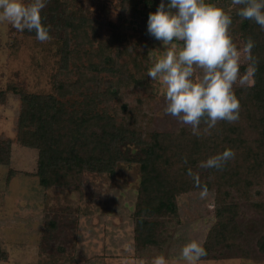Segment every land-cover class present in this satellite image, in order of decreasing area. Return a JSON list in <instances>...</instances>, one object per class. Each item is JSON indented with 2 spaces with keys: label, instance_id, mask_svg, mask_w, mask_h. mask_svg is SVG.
<instances>
[{
  "label": "trees",
  "instance_id": "trees-1",
  "mask_svg": "<svg viewBox=\"0 0 264 264\" xmlns=\"http://www.w3.org/2000/svg\"><path fill=\"white\" fill-rule=\"evenodd\" d=\"M132 1L123 0L118 21L105 24L112 40L103 47L92 45L89 33L99 21L67 9L56 10L58 0L46 4L44 18L50 11L51 23L59 27L60 78L56 94L18 88L16 141L37 150L34 173L45 188H78L85 172L113 176L121 163L137 164L140 181L133 215L135 239L141 245L157 242L158 218L176 213L179 194L201 189L188 175L191 169L200 186L215 191L217 205L216 221L203 243L206 255L201 258H214L218 252L243 257L246 248L239 240L237 218L244 211L233 195L264 216V29L241 18L237 14L241 5L234 0L221 4L228 7L230 2L227 12L233 18L232 37L240 34L244 46L251 41L248 54L256 60L252 83L234 86L240 103L236 121L221 120L205 131L202 120L196 133L191 127L146 135L135 115L128 113L127 102L121 104L123 118L109 104L125 89L149 86L147 32L143 27L159 0H138L137 5ZM128 12L129 20L125 18ZM135 23L143 27L139 30ZM136 35L140 41H134ZM226 148L235 155L222 169L198 170L209 156ZM10 150L11 139L0 140V164H9ZM257 244L264 254V234Z\"/></svg>",
  "mask_w": 264,
  "mask_h": 264
},
{
  "label": "rangeland",
  "instance_id": "rangeland-1",
  "mask_svg": "<svg viewBox=\"0 0 264 264\" xmlns=\"http://www.w3.org/2000/svg\"><path fill=\"white\" fill-rule=\"evenodd\" d=\"M137 1L132 2L137 5ZM225 1L214 0L220 6H225ZM50 2L52 0L47 1ZM58 2L56 10L67 9L99 21L94 29H89L94 39L92 45L103 47L112 40L105 24L118 21L123 0ZM224 6L226 11L231 9L230 2H227L228 7ZM46 11L47 5L43 12ZM51 15L48 11L45 17L51 38L44 42L36 39L35 32L17 31L10 23L0 22V140L11 139L10 162L0 164V264H154L159 256L165 257L168 264H188L180 256L181 249L192 239L204 243L216 221L214 190H208L204 198L200 197L201 189L179 194L176 213L158 218L157 242L141 245L135 239L133 215L140 181L137 164L121 163L113 176L85 172L78 188H45L34 173L37 150L16 141L18 88L56 94L60 78L57 51L60 39L59 27H55L58 23H51ZM126 16L128 20L132 18L129 12ZM141 20L142 15L138 22ZM147 21L142 27L147 32L150 68L169 47L179 50L182 42L174 39L164 46L148 33ZM134 26L142 28L136 23ZM136 40L140 41L141 37L136 35ZM233 40L242 50L240 77L244 80L234 86L250 84L249 54L243 51L245 46L240 34L236 33ZM200 73L197 69L196 74ZM148 84L143 89H125L109 104L123 118L121 104L127 102L128 113L135 115L146 135L152 131L180 132L191 128L165 112L166 86L150 77ZM201 168L199 166L198 170ZM11 170L13 173L8 178ZM233 197L240 201L244 211L237 219L239 240L246 253L242 257L218 252L214 258L200 257L192 264H264V254L257 244L264 234V216L248 202L237 199L236 195Z\"/></svg>",
  "mask_w": 264,
  "mask_h": 264
},
{
  "label": "clouds",
  "instance_id": "clouds-1",
  "mask_svg": "<svg viewBox=\"0 0 264 264\" xmlns=\"http://www.w3.org/2000/svg\"><path fill=\"white\" fill-rule=\"evenodd\" d=\"M241 7L238 15L254 21L264 29V0H234ZM47 0H0V22H8L17 31H34L36 39L49 40L50 25L45 22L44 8ZM232 16L214 0H160L155 11L149 13L147 31L164 46L173 40L181 41L176 50L169 47L163 57L158 58L148 69V77L159 79L165 88V112L191 125L196 133L201 121L205 131L215 127L218 121L233 122L239 118V98L234 85L244 80L240 77L242 50L234 42L230 27ZM251 41L243 51L249 52ZM252 63L248 72L255 71L256 60L249 55ZM197 69L201 73L197 75ZM235 155L226 148L209 156L200 165L202 168L222 169ZM200 187V197L207 195V187L200 186L199 177L191 169ZM206 255L203 242L188 241L181 249L180 256L192 264ZM154 264H168L165 257L155 258Z\"/></svg>",
  "mask_w": 264,
  "mask_h": 264
}]
</instances>
